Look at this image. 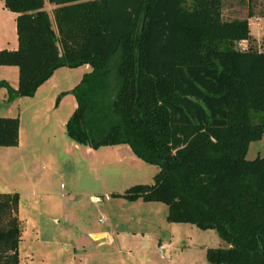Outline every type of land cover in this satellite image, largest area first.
<instances>
[{
    "label": "trees",
    "instance_id": "16d2710c",
    "mask_svg": "<svg viewBox=\"0 0 264 264\" xmlns=\"http://www.w3.org/2000/svg\"><path fill=\"white\" fill-rule=\"evenodd\" d=\"M4 7L18 44L0 50V66L18 69L16 90L0 81L8 100L33 97L57 69L88 65L71 92L67 138L92 150L125 145L159 168L152 185L114 196L162 203L169 223L215 230L227 247L207 249L209 264H264V157L246 159L264 136V43L236 49L251 38L248 20L224 21L222 0ZM18 141V118L0 117V148ZM18 205V194L0 193V264L19 262Z\"/></svg>",
    "mask_w": 264,
    "mask_h": 264
},
{
    "label": "rangeland",
    "instance_id": "374dc122",
    "mask_svg": "<svg viewBox=\"0 0 264 264\" xmlns=\"http://www.w3.org/2000/svg\"><path fill=\"white\" fill-rule=\"evenodd\" d=\"M249 15L252 17L248 18ZM263 16L264 0L250 3L245 0H222L224 21L246 19L249 22L250 19L253 22ZM258 24L261 25V22ZM262 27L257 33L251 24L250 30L256 33L250 34L249 43L257 51L262 50L264 43ZM13 69L16 71V68ZM3 76L12 80V75L0 68V81ZM6 96V90L0 88V117L4 115L1 103ZM24 106H21L22 111ZM29 114L30 111L23 114V123L29 122ZM61 114L62 110L51 111L47 121L39 119L33 142L24 146L21 152L23 158L11 160L5 171L0 167V178L10 180L27 204L19 203L18 217L22 237L25 238L22 245H29L35 264L64 262L73 254L72 242L75 238L81 240L76 252L85 257L86 264H95L96 254L105 248L97 249V243L91 240L89 234L106 231L110 225L119 232L118 239H123L128 245H120L119 250L135 254L134 257L130 254L127 264H209L207 249L227 247L215 230L169 223L167 207L162 203L140 201L132 204L116 200L113 197L115 194H123L132 186L152 185L159 168L145 164L125 151L103 148L90 154L84 146L74 148L63 143L64 140L71 142L64 134L65 128L58 122ZM41 133L46 136L43 138ZM262 144L264 140L256 145ZM252 153L253 147L248 157ZM0 190L7 192L1 182ZM92 196L101 199V202L92 201ZM138 217L144 219L142 225L129 221ZM102 218L106 221L101 223ZM37 232L42 239L35 247L31 241ZM58 250L59 253H56Z\"/></svg>",
    "mask_w": 264,
    "mask_h": 264
},
{
    "label": "crops",
    "instance_id": "0c3cea01",
    "mask_svg": "<svg viewBox=\"0 0 264 264\" xmlns=\"http://www.w3.org/2000/svg\"><path fill=\"white\" fill-rule=\"evenodd\" d=\"M45 10L48 13H51L52 6L50 4H45ZM16 15L9 12L4 7V0H0V50H16L18 47L17 44V36H16V23H15ZM51 18V16H50ZM52 19V18H51ZM262 19L264 18H258L257 20H254L253 22L249 19V30L251 29V24H253V28L255 31H259V27L263 25L262 32L264 33V23H262ZM258 22H261V25L258 24ZM256 23V24H255ZM52 27L54 28V24L52 21ZM256 33V32H255ZM255 33H252L250 30V34L253 35ZM250 41V40H249ZM0 68L3 70L4 73H9L12 75V80H9L7 76L1 77V81H5L12 89L16 90L18 86V69L16 67H8V66H0ZM13 68H16V71H14ZM91 71V68L88 65H83L81 67H78L76 69H68V68H60L57 69L51 78H49L43 85H41L33 97L31 98H14L12 100H8L7 96L6 98H3L2 100V107L4 115L2 117H9V118H18L19 120V141L18 145L16 147L12 148H0V167L2 171H5V169L9 166V163L11 160L19 157V159L23 158V155L21 152L23 151L24 146L28 145L30 146L33 142L35 132L38 129V121L39 119L45 118V120H48V114L49 112H58V110H62L63 114L60 116L61 119L58 118V122L61 123L62 128H65V124L74 112V110L77 107L76 100L74 96L71 94L74 87L79 83L82 76L86 73H89ZM75 72V73H73ZM4 89V88H2ZM59 96L58 103L56 104V99ZM24 106V110L22 111L21 106ZM30 111V116H28V123H23V114ZM57 114V113H56ZM59 114V113H58ZM65 132V130H64ZM66 135V133H64ZM41 135H43L41 133ZM46 135H43L44 138ZM63 139V137H62ZM264 140V136L261 140L257 142H252L249 145L248 152L246 155L247 160H254L258 157L262 158L264 157V144L262 145H256L260 144ZM71 143H67V141L64 140L63 143L65 144H71L70 146H73L74 148H80V146L76 145L72 141ZM253 147V153L250 157H248V154L250 152V149ZM86 151L90 154L94 153L95 150H92L88 147H85ZM103 148H109V150H116L117 152H124L133 155L130 148L125 145L121 146H108V147H101L99 149ZM98 151V150H96ZM20 152V153H19ZM19 153V154H17ZM9 179V177H8ZM10 180H2L0 178L1 185L7 188V192H3V190H0V193H9V194H18L19 196V203L23 205H27L25 202L22 201V194L19 192L14 186H12L9 182ZM27 185V184H26ZM6 191V190H5ZM115 195H121V194H115ZM115 197V196H113ZM97 198L92 196L91 199ZM116 200H124L119 197H115ZM105 200H108V197H105ZM93 201V200H92ZM126 201V200H125ZM142 200H136L129 203H138ZM23 202V203H22ZM143 202V201H142ZM19 206L17 209V217L19 215ZM133 210V209H131ZM127 211H130V209H127ZM105 221L106 219L103 218ZM19 220V217H18ZM101 221V220H100ZM132 223H135V225H142L144 222L143 218H136L129 220ZM19 220V225H20ZM102 223V222H101ZM21 235H20V241L18 245V264H35L33 258V253L31 252V248H29V245H22L23 242H25V238H23V230L21 229ZM118 231H114L112 229V225L108 228L106 231H100L96 233H90L89 237L92 241L97 243V249H104L103 251L99 252V254H96V262L95 264H127V262L130 259L131 252H122L121 248H119L120 245L128 246L126 242L123 241V239H118ZM33 239V238H32ZM31 239V240H32ZM42 237L38 234V232L34 235V240L31 241L32 246H39V243L41 242ZM73 245V254L69 255L67 259L62 261H57L56 264H86V259L83 255L78 254L76 252V247L81 243L80 238H75L74 242H72ZM26 246V247H25ZM107 252H113L112 254H107ZM59 253V250L56 252ZM114 253L116 255H114ZM45 256V255H44ZM132 257L135 256V254H131ZM59 255H57V258ZM46 264V263H45ZM48 264H55L53 262Z\"/></svg>",
    "mask_w": 264,
    "mask_h": 264
},
{
    "label": "built area",
    "instance_id": "2783aa9c",
    "mask_svg": "<svg viewBox=\"0 0 264 264\" xmlns=\"http://www.w3.org/2000/svg\"><path fill=\"white\" fill-rule=\"evenodd\" d=\"M236 49L238 51H240V52L249 51V49H250V43H249V41L248 40H242V41L238 42L236 44ZM92 200L94 202H101V199H99V198H93ZM103 221H104V219L102 218L101 219V222H103Z\"/></svg>",
    "mask_w": 264,
    "mask_h": 264
}]
</instances>
